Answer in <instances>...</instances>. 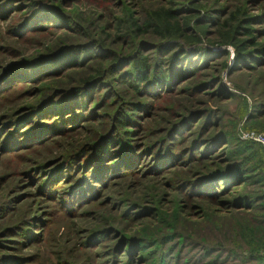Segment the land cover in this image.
I'll list each match as a JSON object with an SVG mask.
<instances>
[{"label": "rangeland", "instance_id": "374dc122", "mask_svg": "<svg viewBox=\"0 0 264 264\" xmlns=\"http://www.w3.org/2000/svg\"><path fill=\"white\" fill-rule=\"evenodd\" d=\"M151 12L198 41L195 70L137 90L124 59L159 61ZM252 18L242 62L221 36ZM248 131L264 0H0V264H264Z\"/></svg>", "mask_w": 264, "mask_h": 264}, {"label": "trees", "instance_id": "16d2710c", "mask_svg": "<svg viewBox=\"0 0 264 264\" xmlns=\"http://www.w3.org/2000/svg\"><path fill=\"white\" fill-rule=\"evenodd\" d=\"M171 18L172 15L170 12H166L165 14L151 12L144 24L145 29L149 28L153 34L162 38V41L157 44V47H155L157 48L156 53L159 55V61L153 67L150 66L149 60L146 57L141 58L136 52L124 59V62L128 63L129 70L123 73L129 74V76L135 78L137 83L133 86L137 90L140 88L139 83L146 85V87L144 86L145 91L146 89H150V85H147L150 81H153V88L160 89L164 84L165 86L161 89H166L184 75L183 73L185 72L183 71H189L192 73L195 70V63L190 60L191 54H189L193 51L188 52V50H191V46H193L192 49H194L197 46L198 41H195L194 38H183L185 37L183 29H180L177 25H171L169 23ZM236 19L237 17L235 16V20ZM251 21H256V19L252 18L246 20V26H242L241 22H239L232 28L230 33H224L221 36L226 45L234 47L237 59L242 62H245L247 59H252L253 53L247 51L246 46L247 43L253 45V39L250 35L254 30L247 27L252 24ZM240 31H242L243 35L247 37L246 41L237 42L236 36L239 35ZM256 51L259 52L261 49ZM180 63L181 67L178 68L177 66L180 65ZM92 81L94 80L88 79V81H84V87L93 84L91 83ZM135 109L138 108L136 107ZM129 121L128 116L123 114L117 115V118L115 119V123L121 126Z\"/></svg>", "mask_w": 264, "mask_h": 264}, {"label": "built area", "instance_id": "2783aa9c", "mask_svg": "<svg viewBox=\"0 0 264 264\" xmlns=\"http://www.w3.org/2000/svg\"><path fill=\"white\" fill-rule=\"evenodd\" d=\"M242 139L249 142L257 143L264 148V136L262 134L253 131H248L242 133Z\"/></svg>", "mask_w": 264, "mask_h": 264}]
</instances>
